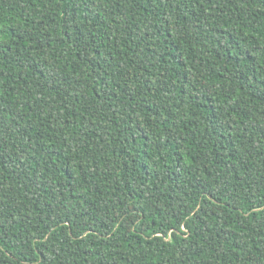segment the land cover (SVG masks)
<instances>
[{
  "label": "trees",
  "instance_id": "16d2710c",
  "mask_svg": "<svg viewBox=\"0 0 264 264\" xmlns=\"http://www.w3.org/2000/svg\"><path fill=\"white\" fill-rule=\"evenodd\" d=\"M0 264H264V0H0Z\"/></svg>",
  "mask_w": 264,
  "mask_h": 264
}]
</instances>
